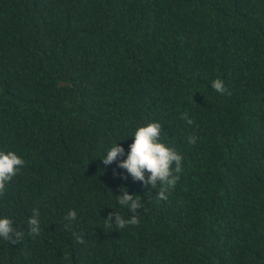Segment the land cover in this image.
<instances>
[{
	"label": "trees",
	"instance_id": "trees-1",
	"mask_svg": "<svg viewBox=\"0 0 264 264\" xmlns=\"http://www.w3.org/2000/svg\"><path fill=\"white\" fill-rule=\"evenodd\" d=\"M155 121L183 156L167 200L102 162ZM0 150L26 162L0 264H264V0H0ZM121 185L145 208L107 227Z\"/></svg>",
	"mask_w": 264,
	"mask_h": 264
},
{
	"label": "clouds",
	"instance_id": "clouds-1",
	"mask_svg": "<svg viewBox=\"0 0 264 264\" xmlns=\"http://www.w3.org/2000/svg\"><path fill=\"white\" fill-rule=\"evenodd\" d=\"M212 88L222 95L228 92L221 79L214 80ZM181 119H184L188 124L194 123L187 112L182 114ZM132 137H134V141L127 154L119 143H114L106 151V155L104 154L103 164L108 166L119 161L118 167L127 170L134 180L143 182L145 187L150 185L152 189H158L157 199L167 200L168 192L175 187L180 179L179 173L182 171L183 156L174 145H170L164 139L163 125L158 121L138 128ZM188 140L189 143L195 144L196 137L190 136ZM125 154L127 158L122 159ZM25 163V160L15 151L0 150V196L5 194L7 186L21 172ZM123 178L126 180L127 176ZM121 191L123 194L117 196L118 203L122 207H126L133 215L125 219L118 213H111L106 219L107 227L115 226L118 229H123L126 225L137 226L140 223L136 213L139 209L145 208L143 198L138 194H130L123 185H121ZM39 217V209H32V216L28 220L29 235L38 236L40 234ZM113 217H115L114 223ZM76 218L75 210H70L65 216V220L70 222L75 221ZM64 227L65 230H68L72 225L66 223ZM0 237L17 245L23 240L24 233L13 227V221L10 218L4 217L0 218ZM78 242L83 243V238L78 237Z\"/></svg>",
	"mask_w": 264,
	"mask_h": 264
}]
</instances>
